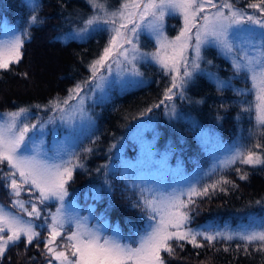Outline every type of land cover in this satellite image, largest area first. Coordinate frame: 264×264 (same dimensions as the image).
Masks as SVG:
<instances>
[{
	"label": "snow or ice",
	"instance_id": "6c2138e0",
	"mask_svg": "<svg viewBox=\"0 0 264 264\" xmlns=\"http://www.w3.org/2000/svg\"><path fill=\"white\" fill-rule=\"evenodd\" d=\"M25 3L31 14L23 27L0 26V71L10 70L21 61L25 42L31 39V29L44 23L38 15L40 0H25ZM88 3L93 13L61 39L85 40L94 33H108V43L88 65L90 77L69 89L66 98L50 100L43 106L58 116H49L46 121L37 118L36 123H31L28 108L0 116V181L12 198L10 207L0 205V261L22 240L25 249L34 242L36 247L43 242L45 254L50 257L48 264H165L162 253L174 256L176 249L183 250L185 244L203 248L205 244L215 247L221 241L234 240L241 242L236 248L239 250L242 244L246 255L250 246L264 253V217L253 215L247 225L235 230L227 226L223 229L213 225L190 226L198 198L211 199L216 191L226 192L227 185L237 187L223 175L226 170H234L240 180H247L248 172L236 167L237 164L264 167V144L259 142V138H264V0L249 2L246 7L237 6L240 0H121L116 9H110L107 0H88ZM247 9L256 12L250 13ZM169 17L182 20L178 34L171 39L165 30ZM141 35L155 41V51L141 49ZM208 50H215L230 63L232 77L223 80L201 67L202 63L213 65V60L205 56ZM149 62L170 77V84L165 87L163 98L146 112L163 105L167 115L178 116L175 98L188 99V86L198 75H206L218 92L232 88L237 96L253 95V101L241 110L254 113L255 131L250 129L247 137L241 135L227 147L216 142L209 169L179 186L169 187L142 177L137 180V169L143 162L125 163L119 170L107 164L97 168V173L103 169L104 180L100 187L89 190L91 199L101 201L102 193H111L113 183L109 176L119 171L126 188H131L137 197L133 207L139 208L145 217L142 228H134L131 235L124 237L118 228H108L105 216L95 215L94 205L84 210L87 215H81L75 198L71 203L66 198L70 195L68 185L74 171L85 169L81 152L76 150V140L79 132L91 129L94 124L85 108L86 100L92 98L89 93L94 96L99 91L103 102L107 98L106 86L119 84L123 90L128 85L143 83L137 79L143 77L138 65ZM113 65L116 79H109ZM233 78H243L250 87L233 88ZM57 119L68 133L63 139L58 138L49 151L44 148L42 137L46 125ZM38 136L41 139L37 140ZM201 137L205 144L211 139L203 131ZM252 140L256 142L248 143ZM82 151L90 154L93 149L88 147ZM147 151L151 157L150 147ZM153 162L165 168L167 158ZM129 176L134 177L130 183ZM213 177L217 178L212 180ZM22 193H27L29 198L23 199ZM85 199H88L87 193ZM53 201L55 211L49 207ZM90 220L96 223L89 225ZM45 230L47 236L41 241V232ZM109 231L111 234H106ZM223 250L227 252L229 248L226 246Z\"/></svg>",
	"mask_w": 264,
	"mask_h": 264
},
{
	"label": "trees",
	"instance_id": "16d2710c",
	"mask_svg": "<svg viewBox=\"0 0 264 264\" xmlns=\"http://www.w3.org/2000/svg\"><path fill=\"white\" fill-rule=\"evenodd\" d=\"M240 1L245 4L259 2ZM120 2L121 0H107L112 7H117ZM40 4L38 15L44 23L31 29V39L25 42L21 61L12 65L10 70L0 71V113L20 108L38 110L36 105H46L50 100L66 98L69 89L90 77L88 65L100 55L108 43L106 32L94 33L84 41H62L57 38L58 35L81 26L82 21L93 13L88 0H40ZM30 14L25 0H0V22L6 20L15 26L23 27ZM167 22L168 34L173 36L178 29L179 19L169 17ZM205 56L213 60V68L221 77L229 79L233 76L230 63L217 55L215 50H208ZM141 71L149 79L146 85L124 94H114L107 103L100 104L95 109L96 128L76 147V150L81 152L85 169H76L68 185L69 196L75 197L79 205L83 208L94 205L95 215L105 216L109 229L117 226L125 236L131 235L134 228H142L145 217L139 208L133 207V201L137 197L119 178V171L114 176L110 175L112 191L110 194L102 193L101 201H93L89 190L100 186L99 179L104 177L103 169L100 173L95 170L113 161L110 157L115 155V149L122 143L123 146L129 145L136 153V143L126 138L141 119L148 118L151 113L158 111L159 121L147 136L153 138L156 157L161 159L166 156L171 166H180L185 174H202L212 163V154L208 145L201 142L198 127L207 131L211 141L227 145H232L241 135L247 137L250 129L255 131L254 113L241 110L242 107L249 106L253 95L237 96L232 88L218 92L205 75L197 76L195 82L187 89L188 97L192 101L188 103L185 112L195 119V123L185 119L166 122L163 106L146 112L147 108L163 98L164 89L170 84V77L164 75L156 65L148 64ZM231 84L235 89L250 87V83H246L243 78H233ZM222 105L224 107H221ZM255 142L248 141L253 144ZM259 142L264 144V138H259ZM88 147L93 151L90 154L83 153L82 150ZM116 161H113L116 163L115 169L119 170V161ZM3 167L7 171L6 165ZM236 167L247 171L248 179L240 180L234 170H226L223 175L237 187L233 189L231 185H227L226 192L216 191L211 195V199L198 198L197 206L191 213V227L208 224L234 227L240 221H246L249 214L264 213V167L251 168L239 164ZM216 178L213 177L212 180ZM212 180L204 182L211 183ZM86 193L88 199H85ZM22 195L25 199L29 198L27 193ZM11 199L9 189L0 181V204L10 207ZM257 200L262 203L257 205ZM52 206L54 205L49 203L53 211ZM46 235V230L41 232V241ZM237 243L241 242L221 241L216 243L215 247L205 244L203 248H193L185 244L183 250L176 249L174 256L162 253V257L165 264H264V253L250 246L249 254L246 255L242 244L237 250ZM226 246L229 248L227 252L223 250ZM49 259L45 254L43 242L39 247H36L34 242L25 249L22 240L5 253L0 264H48Z\"/></svg>",
	"mask_w": 264,
	"mask_h": 264
},
{
	"label": "rangeland",
	"instance_id": "374dc122",
	"mask_svg": "<svg viewBox=\"0 0 264 264\" xmlns=\"http://www.w3.org/2000/svg\"><path fill=\"white\" fill-rule=\"evenodd\" d=\"M107 4H108V7L110 9H116V8H119L121 2L118 4L117 7H112L109 3H107ZM246 5H247V3L245 4L244 2L240 1V3L237 6L238 7H246ZM247 11L250 12V13H254V14L256 12V10H254V9H247ZM176 18L179 19V22L177 23L178 29H177L176 33H174L173 36H170L168 34L167 18H166V21H165L166 34H167V36L170 39L175 37L178 34L179 29L182 26V20L179 17H176ZM0 26H3V27H14L15 25L7 22L6 20H2V22H0ZM72 31L60 34V35L57 36V38L62 40L61 37L71 33ZM108 37H109V35H108ZM62 41H64V40H62ZM77 41H84V40L77 39ZM150 42H152V44ZM139 46L141 47V49L143 51H146V52H153V51L156 50L155 41L153 39H150L146 35H141V37H140V45ZM189 56H191V52H189ZM148 64L156 65V64L150 63V62L149 63H141V64L138 65L139 66V70L141 71V69L144 66L148 65ZM156 66H158V65H156ZM201 67L205 68L207 71H211V72L217 74L221 79L227 80V79L221 77L217 72H215V70L213 68V65L212 66H207V65L202 63ZM105 74L107 75V73H105ZM109 79H116V68H115V65H113V72H112V75L109 77ZM137 79H142L143 83L138 84V85H136V84L128 85L123 90L121 89L119 84H113L110 88L106 86L105 92L107 93V98L104 99L103 102H100L101 93L99 91H97L94 96H92V94L89 93V95L92 98L86 100L85 108L87 109L88 114L92 117V119L94 121V124H93L91 129L85 128L84 130H82L81 132L78 133V139L76 140V147L78 146L79 142L82 139H84V137H86L88 134H90L96 128L97 118H96L94 112H95V109L97 108L98 105L103 104V103H107L112 98V96L114 94L127 93V92H129L131 90H134V89L138 88V87L144 86V85H146L149 82V79L146 78L144 75H143V77H140V78H137ZM187 89H186V95L188 97ZM87 91L88 90L85 89V92H87ZM191 101L192 100L189 97H188V99H185V100H181L178 97L175 98L176 111L178 113V116H176V117H170L169 115H167L166 112H165V108L162 105L163 106V111H164L163 112V117H164L165 121L171 123V122H178V121H180L182 119H185V120L191 121L192 123H195L196 122L195 119L191 115H189V114H187L185 112L186 108L188 106V103H190ZM70 103L75 104L76 101H71ZM44 105H41V107L38 108V110H34L32 108H28L30 110L28 115L30 117V122L31 123H36V119L37 118H40L41 120L46 121L49 116H52V115H57L58 116L59 115L58 113L54 114L53 112L45 109L43 107ZM5 113H7V112L0 113V116H2ZM158 117H159L158 116V111H156L155 113H151L150 117L141 119L139 124L137 126L133 127L132 130L130 131V133L128 134L126 139L134 141L136 143V145H137L136 153L133 152V150L129 147V145L128 146H125V145L123 146V143H122L119 147H117L115 149L116 150L115 155L111 156L110 159H112L114 162H117L116 160H118L120 168L125 163L138 164L140 162H143L142 166L137 169V174H136V177H135L137 180H139V178L142 177L144 180L156 181L158 183H162L165 186H169V187H171V186H179V185L183 184L184 181H186L188 179L196 178L199 175H201V174H199L197 172L190 173V174H185L183 169L180 166H171L168 162H166V167L165 168H161L158 164L153 162V161H159L161 159L156 157V148L154 146L153 138H148L147 134L149 132L153 131V128H154L155 124L159 121ZM198 128H199L198 135L200 137L201 142L204 143L203 140H202V137H201V132L203 131V132L207 133V131L205 129L201 128V127H198ZM67 133H68V129L64 125L61 124L59 119H57L55 121V123L47 124L45 129H44V135L42 137V139L44 141V145H43L44 148L46 150L50 151L54 147L57 139L58 138L63 139L67 135ZM30 135H31V133H30ZM153 137L157 138L156 135H153ZM39 139H41V137L38 136L37 140H39ZM218 143L220 145L224 146V147L230 146V145H227L225 143H221V142H218ZM206 145H208V149L210 150L209 152H211V154L214 151H216V142L211 141V139H210L209 143H207ZM149 147H150L151 152H152V156L151 157L148 155V151H147V149H149ZM129 150L132 151L133 153H128ZM217 154H219V153L217 152ZM113 161H110L108 163V165H109V168L115 169L116 168V163H114ZM212 163H213V158H212ZM119 178H120V176H119ZM133 178L134 177H132V176L128 177L129 183L131 182V180ZM103 180H104V177L101 180L99 179V185L100 186L102 185ZM22 198L25 199L23 195H22ZM72 198H73V196H69L66 199H68L69 203H71ZM27 199H25V200H27ZM75 200H76V198H75ZM49 203L54 205V206H52V208H53V211H55V206H56L55 202L53 201V202H49ZM76 204L78 205L79 209H81V215H87V212L84 211V210H86L88 207L87 208H83V206H81V205H79V203H77V200H76ZM68 210L71 211L72 209L69 208ZM13 212H16V211H13ZM253 215L257 216V217H264V213L262 215L249 214L247 216V220L246 221H244V222L240 221L234 227L233 226H229V225H225L223 227H218V226H215V227L223 229V228H225L227 226V227L235 230V229H238L239 227H241L243 225H247L250 222V219H251V217ZM37 223H39V221ZM95 223H96L95 220H90L89 221V225H92V224H95ZM101 223H103V221H101ZM107 224H108V228H109V223L107 222ZM209 225L210 224L203 225V227H207ZM200 227H202V226H200ZM200 227H197V228H200ZM113 228H118V227L114 226ZM119 231L121 232L120 229H119ZM106 234L110 235L111 232L109 231ZM121 234L124 237H128V236H125L122 232H121ZM59 242H60V240L58 238L57 243H59ZM58 250H60V249H58Z\"/></svg>",
	"mask_w": 264,
	"mask_h": 264
}]
</instances>
